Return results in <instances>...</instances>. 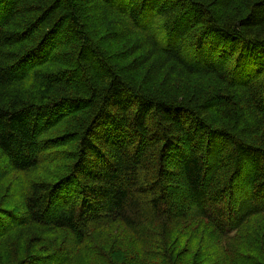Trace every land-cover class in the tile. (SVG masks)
Listing matches in <instances>:
<instances>
[{
	"label": "trees",
	"instance_id": "trees-1",
	"mask_svg": "<svg viewBox=\"0 0 264 264\" xmlns=\"http://www.w3.org/2000/svg\"><path fill=\"white\" fill-rule=\"evenodd\" d=\"M8 172L27 185L0 264L98 256L115 222L178 264L170 232L197 219L218 264H259L263 229L231 233L264 216V0H0Z\"/></svg>",
	"mask_w": 264,
	"mask_h": 264
},
{
	"label": "rangeland",
	"instance_id": "rangeland-1",
	"mask_svg": "<svg viewBox=\"0 0 264 264\" xmlns=\"http://www.w3.org/2000/svg\"><path fill=\"white\" fill-rule=\"evenodd\" d=\"M26 185V179L20 173H1L0 206L16 210L18 213L22 211L23 192ZM232 222L231 220L228 224ZM211 230L213 231L207 221L197 219L180 224L170 232L169 242L170 246L178 250V264H218V256L209 257L214 251V248H210L209 245L217 242L215 229L214 233ZM260 230L264 232V216L261 215L251 217L248 222L234 230L231 236L240 235V243L243 245L242 241L254 239ZM262 237L264 238V235ZM88 244L100 255L91 254L88 258L87 255L90 252L78 247L73 264H167L162 260L161 255L159 260L153 248L148 250L133 230L120 222L95 229L92 232V240ZM147 251L148 253H145ZM258 252L261 257L257 259L259 261H256L264 264V254L255 246L253 255L259 256ZM205 259L208 260L203 263L202 260ZM5 260L10 262L8 259Z\"/></svg>",
	"mask_w": 264,
	"mask_h": 264
}]
</instances>
